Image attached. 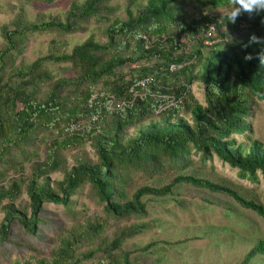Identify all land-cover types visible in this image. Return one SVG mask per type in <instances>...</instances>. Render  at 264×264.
Returning a JSON list of instances; mask_svg holds the SVG:
<instances>
[{"label":"trees","instance_id":"1","mask_svg":"<svg viewBox=\"0 0 264 264\" xmlns=\"http://www.w3.org/2000/svg\"><path fill=\"white\" fill-rule=\"evenodd\" d=\"M111 1L72 0L62 14L33 18L19 7L0 25V245L14 222L36 234L47 202L62 204L72 223L49 257L11 264H79L95 254L99 264H140L135 253L152 244L125 250L123 243L155 220L123 224L111 238L105 227L147 217L154 198L189 206L173 197L176 184L227 194L264 219L254 194L206 176L216 156L241 179L264 178V142L250 121L264 103V11L233 23L230 0H126L120 17ZM92 23H103L104 41L91 33L61 49L57 38ZM45 33L54 35L47 52L26 63L31 35ZM253 34L262 42L249 43ZM193 84L202 85V101ZM86 186L102 207L93 220L75 210ZM263 262L264 237L240 264Z\"/></svg>","mask_w":264,"mask_h":264},{"label":"rangeland","instance_id":"2","mask_svg":"<svg viewBox=\"0 0 264 264\" xmlns=\"http://www.w3.org/2000/svg\"><path fill=\"white\" fill-rule=\"evenodd\" d=\"M71 1L57 0L47 4L38 1L0 0V25L11 19L19 7L26 10L29 18H33L39 11L46 14H62L69 8ZM125 2L126 0L110 2L116 7L113 15L124 17ZM227 12L228 10L225 9H216L213 14L222 15ZM101 24L103 23H92L85 32H75L59 37L57 43L63 51L68 52L91 33L97 40L104 41ZM217 30H220V27ZM53 37L52 33L31 35L23 54L25 62L30 63L44 55ZM53 69L56 70L57 67ZM120 70L126 71L127 66L120 67ZM191 89L202 101V85L193 84ZM250 121L253 137L264 142L263 102H257L254 105ZM236 138L241 139V136ZM86 149L90 157L94 156L90 147ZM194 157L197 158V155ZM208 163L211 164V170L206 175L208 178L235 186L244 193L254 194L264 203L263 177L259 176L257 183H251L238 177L236 168L216 156H213ZM61 176L59 172L50 174V177L55 179H60ZM173 192L175 199H186L190 202L189 206L178 205L175 200L154 198L147 202L149 213L147 217L130 219L126 222H109L105 227V234L111 238L123 224L154 219L156 222L154 227L147 228L123 243L125 250H134L148 243L152 244L146 252L135 253L140 264H240L254 241L264 237V219L252 210L242 207L227 194L186 184H176ZM256 193L259 195L257 196ZM75 197L77 199L75 210L79 212V220L85 217L93 220L100 214L102 207L91 198L87 186ZM42 218L45 222L39 225L36 234L26 233L21 224L14 222L8 240L0 245V264H11L16 259L33 260L50 256L52 249L58 243L57 236L60 230L70 229L72 223L64 211V206L52 202L44 204ZM84 249L86 246H81L78 253ZM79 264H99L98 254Z\"/></svg>","mask_w":264,"mask_h":264},{"label":"clouds","instance_id":"3","mask_svg":"<svg viewBox=\"0 0 264 264\" xmlns=\"http://www.w3.org/2000/svg\"><path fill=\"white\" fill-rule=\"evenodd\" d=\"M232 5L231 10L228 13V18L230 22H235L236 19L242 13H248L249 15L264 11V0H230ZM261 38L255 36L254 34L250 36L249 43H260ZM260 62L264 65V51L258 54ZM251 55L245 57V59H251Z\"/></svg>","mask_w":264,"mask_h":264},{"label":"built area","instance_id":"4","mask_svg":"<svg viewBox=\"0 0 264 264\" xmlns=\"http://www.w3.org/2000/svg\"><path fill=\"white\" fill-rule=\"evenodd\" d=\"M210 28H211V29H214V27H213V26H211Z\"/></svg>","mask_w":264,"mask_h":264}]
</instances>
